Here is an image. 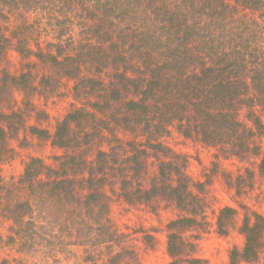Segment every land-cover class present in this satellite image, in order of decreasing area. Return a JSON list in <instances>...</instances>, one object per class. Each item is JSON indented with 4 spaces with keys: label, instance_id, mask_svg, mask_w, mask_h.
Listing matches in <instances>:
<instances>
[{
    "label": "trees",
    "instance_id": "trees-1",
    "mask_svg": "<svg viewBox=\"0 0 264 264\" xmlns=\"http://www.w3.org/2000/svg\"><path fill=\"white\" fill-rule=\"evenodd\" d=\"M44 32L51 35L46 43L40 39ZM10 49L21 56L18 73L3 66ZM39 66L46 84L72 81L74 102L52 132L31 127L33 135L50 140L63 154L55 157L61 160L55 166L41 157L26 163L17 185L28 197L10 215V241L18 234L26 247L45 250L54 244L53 230L48 237L33 222L24 226L21 221L24 213L37 209L46 217L48 209L31 205L38 196L44 204L49 201L54 221L62 226L69 228L71 219L76 225L90 218L102 221L105 213L96 214V208L105 204L110 173L116 170L132 186L147 154L157 159V174L150 187L134 188L125 199L173 201L184 214L168 223L170 264H205L188 251L179 232L194 226L203 213L205 183L193 182L186 157L172 152L162 134L175 128L216 148L217 157L254 158L264 177V0H0V95L37 89L33 78ZM7 128L0 123L4 155L10 149ZM96 138L106 139L109 149L99 141L95 160H83L85 146ZM107 157L113 170L103 165ZM247 170L249 177L255 175ZM39 186L45 194L49 189L51 198L39 194ZM78 187L85 192L79 194ZM226 212L235 209H221L223 233ZM40 228L45 231V224ZM240 230L245 242L230 251L229 264L256 263L264 246V214L245 215ZM87 241L77 240L82 246ZM106 241L97 236L94 246ZM115 242L120 249L109 254L106 264H130L125 262L130 249L120 239Z\"/></svg>",
    "mask_w": 264,
    "mask_h": 264
},
{
    "label": "rangeland",
    "instance_id": "rangeland-1",
    "mask_svg": "<svg viewBox=\"0 0 264 264\" xmlns=\"http://www.w3.org/2000/svg\"><path fill=\"white\" fill-rule=\"evenodd\" d=\"M50 37L51 35L47 36L44 32L40 39H44L46 43ZM4 65L10 72L18 73L22 65L21 56L10 49ZM36 71L33 83L37 89L29 92L12 89L9 93L0 95V123L8 125L6 138L10 148L6 155L0 153V264H106L110 255L120 249V244L115 242L118 239L122 245L130 249V261L125 259V262L170 264L173 259L167 249L168 223L181 217L184 211L164 197L153 198L149 202H130L124 196L134 188L150 187L152 179L157 174V159L147 154L141 157L144 158L143 165L138 175L134 177L132 186L130 181H124L122 177L115 175L116 170L110 173L105 187L108 193L107 198L103 200L105 204L102 206L100 203L99 208H96V214L105 213L102 221L94 223V219L90 218L85 221L87 224L76 225L71 219L67 222L69 228L66 223L62 226L54 221L55 210L52 206L50 208L49 201L45 200L44 204L38 196L35 200L34 198L31 200V205L34 209L36 204L41 205V211L48 209L46 217H42L38 209L35 212L26 209L27 213L23 214L21 221L24 222V226L33 222L31 226L38 225L40 233L48 237L53 230L54 244L46 246L45 250L38 249L40 245L34 248L26 247L25 243L19 241L22 235L18 234L15 236L16 241H10L9 237L12 235L10 227L13 224L10 215L15 204L28 197V191L25 188L23 190L20 184L17 185L26 163L32 157H41L46 165L55 166L61 161L56 160L55 157L63 154L62 150L51 145L50 140L33 135L31 127L37 125L52 132L57 121L65 116L74 102L72 81L65 79L62 85L59 83L58 86H53L43 80L40 81L42 74L46 73L41 66ZM33 105L37 108H33ZM38 109L48 116L40 115ZM120 136L126 138L123 133ZM162 136V142L172 152L186 157L185 170L193 182L205 183L204 190L200 193L203 213L199 215L198 222L194 226L179 230L187 242L188 251L203 259L205 264H229L230 251L234 247H243L245 242V236L240 230L245 215L251 216L255 212L264 214V177L257 172L256 160L217 157L216 148L193 138H186L175 128H172L168 134L163 133ZM96 139L85 146L83 160L88 162L95 160V154L100 146L99 141H103L102 148L109 149L104 144L106 139ZM0 150L4 151L1 139ZM77 151L81 154L82 147L77 148ZM120 152L122 153L123 150ZM103 165L113 170L110 168L112 159L109 157ZM85 166L87 165H82ZM247 169L254 171L255 175L249 177ZM77 175L79 178L80 174ZM43 188L39 186L36 190L43 195L45 194ZM45 190L47 191L45 195L51 198L49 189ZM75 190L79 194L85 192L79 187ZM227 206L234 208L235 212L224 213L226 233H223L218 226V215L221 209ZM41 223L45 224V231L41 230ZM106 231H109V234H106ZM100 235H104L107 241L102 245L94 246L97 236ZM111 236L115 239L114 242H110ZM81 239L88 240L84 246L77 242ZM112 246L114 247L110 249L109 247ZM251 264H264V246L259 260Z\"/></svg>",
    "mask_w": 264,
    "mask_h": 264
}]
</instances>
